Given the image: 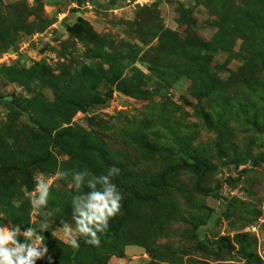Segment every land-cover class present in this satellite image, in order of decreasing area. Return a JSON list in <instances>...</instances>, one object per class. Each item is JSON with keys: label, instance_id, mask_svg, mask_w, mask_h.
Here are the masks:
<instances>
[{"label": "rangeland", "instance_id": "1", "mask_svg": "<svg viewBox=\"0 0 264 264\" xmlns=\"http://www.w3.org/2000/svg\"><path fill=\"white\" fill-rule=\"evenodd\" d=\"M113 166L71 247L55 173ZM45 218L42 264H264V0H0V227Z\"/></svg>", "mask_w": 264, "mask_h": 264}, {"label": "clouds", "instance_id": "2", "mask_svg": "<svg viewBox=\"0 0 264 264\" xmlns=\"http://www.w3.org/2000/svg\"><path fill=\"white\" fill-rule=\"evenodd\" d=\"M118 173L119 169L115 166L100 175L92 174L87 168L80 171L59 170L55 173L58 178L71 175L74 227L67 222L61 223L63 238L71 247H79L77 234L86 243L99 246L100 234L106 231L109 219L121 209L122 193L112 182L113 176ZM34 179L35 194L30 202L33 209L40 210L48 204L50 182L43 174H36ZM41 215L46 217L45 213ZM21 224L0 227V264H36L37 259L48 253L47 245L43 242V233L48 229L46 218L42 219L38 228L28 226L22 231ZM21 236L23 242L19 240Z\"/></svg>", "mask_w": 264, "mask_h": 264}, {"label": "trees", "instance_id": "3", "mask_svg": "<svg viewBox=\"0 0 264 264\" xmlns=\"http://www.w3.org/2000/svg\"><path fill=\"white\" fill-rule=\"evenodd\" d=\"M83 245H87V246H89V247H94L93 245H90V244H88V243H84ZM221 245H222V246H226L227 243H226V242H222ZM81 247H82V246H80V248H81ZM80 248H79V249H80ZM78 251H79V250H77L76 253H78ZM67 259H69V258L61 257V258H57L56 261H65V260H67Z\"/></svg>", "mask_w": 264, "mask_h": 264}, {"label": "water", "instance_id": "4", "mask_svg": "<svg viewBox=\"0 0 264 264\" xmlns=\"http://www.w3.org/2000/svg\"><path fill=\"white\" fill-rule=\"evenodd\" d=\"M36 264H42V262H41V261H38V260H36Z\"/></svg>", "mask_w": 264, "mask_h": 264}]
</instances>
